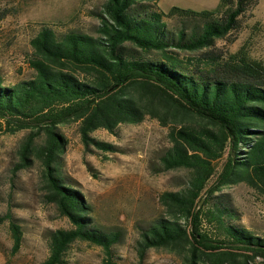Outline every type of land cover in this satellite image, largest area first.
<instances>
[{
    "label": "trees",
    "instance_id": "obj_1",
    "mask_svg": "<svg viewBox=\"0 0 264 264\" xmlns=\"http://www.w3.org/2000/svg\"><path fill=\"white\" fill-rule=\"evenodd\" d=\"M258 2L221 0L211 10L173 6L166 12L158 0H106L97 13L98 35L40 29L31 40L32 78L7 84L0 69V131L29 130L18 169L33 157L42 162L46 201L72 224L50 230V253L40 264H67L65 254L77 240L102 246L103 264H115L113 248L123 238L122 230L95 222L85 195L62 174L68 139L61 125L77 122L85 145L115 150L92 133H114L147 116L169 126L171 145L160 156V170L189 175L180 189L160 195L164 215L141 230L140 254L169 247L186 250L189 264L264 260V236L237 223L231 201L218 193L245 182L264 195V58L250 45L263 38V23H254L237 51L217 48ZM166 18L182 27L171 30ZM12 228L19 245L20 226L12 222Z\"/></svg>",
    "mask_w": 264,
    "mask_h": 264
},
{
    "label": "rangeland",
    "instance_id": "obj_2",
    "mask_svg": "<svg viewBox=\"0 0 264 264\" xmlns=\"http://www.w3.org/2000/svg\"><path fill=\"white\" fill-rule=\"evenodd\" d=\"M106 0H0V69L7 84L32 78L34 48L31 40L44 26L59 34L76 31L98 35L97 13ZM252 7L240 16L238 26L217 48L235 52L251 35ZM171 30L182 23L166 18ZM191 25H189V30ZM255 57L264 58V39L250 45ZM71 121L60 130L68 139L59 166L67 182L77 187L92 207L95 222L105 229H120L123 238L113 248L115 264H189L187 251L151 248L140 254L138 241L143 228L164 215L160 195L178 190L188 178L186 169L160 170V156L171 145L169 126L147 116L137 124H120L114 133L100 128L95 138L114 144L115 150L87 146ZM29 130L0 131V264H40L50 253V230L72 226L54 203L46 201L44 167L33 157L32 164L18 169L20 146ZM40 142L42 139L39 140ZM227 154L217 161L221 169ZM235 208V221L264 236V195L245 182L224 186ZM12 222L20 226L22 239L16 245ZM67 264H103L102 246L77 240L65 254ZM203 264V263H202ZM252 264H264L257 257Z\"/></svg>",
    "mask_w": 264,
    "mask_h": 264
},
{
    "label": "crops",
    "instance_id": "obj_3",
    "mask_svg": "<svg viewBox=\"0 0 264 264\" xmlns=\"http://www.w3.org/2000/svg\"><path fill=\"white\" fill-rule=\"evenodd\" d=\"M220 2L221 0H158V5L166 12L169 11L173 6L191 8L194 10H211L217 8ZM252 13L253 22L260 21L264 25V0H259Z\"/></svg>",
    "mask_w": 264,
    "mask_h": 264
},
{
    "label": "water",
    "instance_id": "obj_4",
    "mask_svg": "<svg viewBox=\"0 0 264 264\" xmlns=\"http://www.w3.org/2000/svg\"><path fill=\"white\" fill-rule=\"evenodd\" d=\"M233 154L235 155V153L233 152Z\"/></svg>",
    "mask_w": 264,
    "mask_h": 264
}]
</instances>
